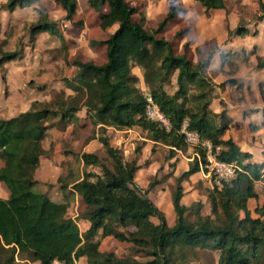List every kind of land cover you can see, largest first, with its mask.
Here are the masks:
<instances>
[{
  "label": "trees",
  "instance_id": "1",
  "mask_svg": "<svg viewBox=\"0 0 264 264\" xmlns=\"http://www.w3.org/2000/svg\"><path fill=\"white\" fill-rule=\"evenodd\" d=\"M54 1L65 10V18L73 22L77 0ZM130 1L89 0L97 11L108 6L106 12H101V27L117 25V28L100 41L107 47L106 62L74 61L76 74L64 78L74 92L72 95L50 102L34 100L28 110L0 119V159L4 161L0 166V183L8 191L7 197H0V264H16L18 258L23 264H53L56 259L66 264H76L82 259L87 264H180L196 248L218 251V264H264V200L254 211L249 208L250 200L259 199L256 187L264 181V161H251V152L242 150L232 137L224 138L233 119L227 109L220 113L210 109L212 95L206 90L204 73L211 64V55L194 63L186 51L176 53L172 40L158 36L181 12L178 0H172L165 18L151 30L134 19L139 10ZM196 1L202 4L208 17L211 10L229 12L227 0ZM37 2L7 0L3 7L13 12ZM259 6L263 13L259 20H262V0ZM28 29L34 39L37 34L47 32L65 41L57 22L44 9H40L39 19ZM235 33L244 35L248 29L237 27ZM181 34L183 31L177 36ZM21 56L22 49H0V66ZM225 60L222 66L228 62ZM132 62L144 68L145 81L151 89L149 94L138 86L140 77L133 71ZM174 74L177 89L171 94L164 85ZM2 79L6 82L5 74ZM192 84L199 87L198 93L191 92ZM229 84L236 86L238 82L231 76L224 82L226 86ZM39 89H45L44 85ZM149 97L169 120L170 130L148 116ZM83 109L85 118L101 128L99 141L109 159L87 150L77 155L85 167L82 173L70 169L55 184L50 183L46 191L33 190L36 185H42L35 177L41 157L51 156L42 146L48 130L65 129L68 122L81 119L79 112ZM249 125L254 132L264 128V110L262 122ZM108 127L139 128L156 144L168 146L172 156L192 149L189 167L176 177L172 191L174 225H169L165 212L148 197V191L157 181L149 182L144 193L139 190L136 177L143 166L137 159L126 160L123 150L111 144L105 135ZM184 127L199 134L197 144L187 141ZM206 141L219 161L234 166L232 179H220L206 166L209 152ZM201 171L213 181L208 214L202 213V202L191 206L183 202L184 182ZM53 186L56 193L51 189ZM73 193L86 206L85 214L80 217L89 223L86 238L75 218L68 215ZM57 194H61L60 199ZM118 227H134V230L127 234ZM108 236L131 243V255L119 257L115 252H102L101 238Z\"/></svg>",
  "mask_w": 264,
  "mask_h": 264
},
{
  "label": "rangeland",
  "instance_id": "2",
  "mask_svg": "<svg viewBox=\"0 0 264 264\" xmlns=\"http://www.w3.org/2000/svg\"><path fill=\"white\" fill-rule=\"evenodd\" d=\"M6 1L0 0V49H22V56L0 66V119H8L28 110L34 100L50 102L60 99V96L72 95L74 92L67 87L64 78L76 74L78 68L74 61H93L97 64L106 62L107 47L100 41L106 40L117 28L114 25L103 29L100 15L102 11L108 10V6L97 11L91 7L89 0H77L78 9L73 22L65 18V10L54 0H38L31 6L13 12L3 7ZM172 2L130 1L139 10L134 19L149 30L158 27ZM183 2L185 9L174 20L169 21L158 36L172 40L176 53L186 51L194 63L211 55V64L204 73L208 83L206 90L212 95L210 109L215 113L227 109L234 117L224 138L233 137L244 149L251 151L258 161L264 160V129L256 133L249 126L252 121L262 122L264 110V19L259 20V15H263L259 0H227L229 12L213 10L210 17L206 16L200 2ZM40 9L47 11L50 19L57 22L65 41L56 34L47 32L37 34L35 39L30 36L29 25L39 19ZM237 27L248 29V33L237 35ZM179 31H183V34L177 36ZM225 59L228 62L222 66ZM132 65L133 71L140 77L138 86L143 93L149 94L151 89L145 81L144 68L134 63ZM4 74L6 82L2 79ZM231 76L238 84L224 85ZM176 82L174 74L170 82L164 85L169 93L176 91ZM36 85H44L45 89L40 90ZM191 87L194 94L200 91L196 84ZM79 115L81 119L68 122L65 129L55 127L48 130L42 146L51 156L41 157L35 177L42 185H36L33 190L46 191L50 183L55 184L56 179L67 175L70 169H75L78 174L82 173L85 167L77 155L87 150L97 153L105 160L109 159L99 141L101 128L94 125L88 117L85 118V109ZM105 135L110 138L114 147L123 150L126 160L137 159L143 166L136 177L142 193L148 189L149 182L153 179L157 181L156 186L148 191V197L165 212L169 225H174L176 213L172 204V191L176 186V177L189 167L192 149L172 156L168 146L156 144L139 128L117 130L108 127ZM3 164L4 161L0 159V166ZM93 169L101 172L98 168ZM212 185V177L204 171L193 175L189 181L184 182L183 202L190 206L202 202V213L208 214L211 211L209 192ZM256 188L259 199L250 200L249 208L252 211L264 200V181L258 182ZM51 189H55L56 193V187ZM73 194V205L68 215L75 218L86 238L89 223L80 219L85 214L86 206L79 195ZM7 196V189L0 183V197ZM56 196L61 198V194ZM253 215L256 216L255 212ZM189 217L195 218L193 214H189ZM118 229L128 234L134 227ZM131 247V243L122 242L113 236L101 238L100 250L105 253L115 252L119 257H126L131 255ZM218 259V251L196 248L190 250L180 264H218ZM18 261L16 264H23L21 258ZM76 264L87 262L82 259L77 260Z\"/></svg>",
  "mask_w": 264,
  "mask_h": 264
},
{
  "label": "built area",
  "instance_id": "3",
  "mask_svg": "<svg viewBox=\"0 0 264 264\" xmlns=\"http://www.w3.org/2000/svg\"><path fill=\"white\" fill-rule=\"evenodd\" d=\"M150 104L148 105L147 114L151 119L159 121L167 130H170L171 124L169 120L165 117V115L161 112L159 107L152 101V98H148ZM184 134L186 135L187 141L191 144H197L199 142V134L196 131L186 130L184 127L183 130ZM206 146L209 148L207 164L206 166L214 172L220 179H232L235 176V168L232 164L225 163L219 161L215 155L212 154L211 144L206 141ZM53 264H66L58 259L54 260Z\"/></svg>",
  "mask_w": 264,
  "mask_h": 264
},
{
  "label": "crops",
  "instance_id": "4",
  "mask_svg": "<svg viewBox=\"0 0 264 264\" xmlns=\"http://www.w3.org/2000/svg\"><path fill=\"white\" fill-rule=\"evenodd\" d=\"M178 2H179V5L182 7V10H181V12H182L183 9H185V8H184V7H185V4H184L183 0H178ZM188 2H191V0H188ZM172 3H173V2H172ZM212 11H213V10H211V12H212ZM168 12H169V11H168ZM181 12H180V13H181ZM177 16H178V15H177ZM177 16H176V17H177ZM176 17H175V18H176ZM175 18H174V19H175ZM174 19H173V20H174ZM171 21H172V20H171ZM230 116H231V115H230ZM231 117H232V119L234 120V117H233V116H231ZM245 117L247 118L248 116H245ZM252 122H253V121H252ZM250 123H251V122H250ZM250 123H249V124H250ZM249 126H250V125H249ZM230 127H231V126H230ZM230 127H229V129H230ZM229 129H228L226 132H228ZM262 129H264V128H262ZM260 130H261V129H260ZM260 130H258V132H259ZM256 133H257V131H256ZM225 135H226V133H225ZM229 137H231V136H229ZM229 137H227V138H229ZM225 138H226V137H225ZM232 138H233V137H232ZM233 139H234V138H233ZM234 140H235V139H234ZM235 141L241 146L242 150H244V151H249L248 149H244L243 146L240 144L239 141H237V140H235ZM249 152H251V151H249ZM251 153H252V152H251ZM252 154H253V153H252ZM263 156H264V155H263ZM255 157H256V156L253 155V158H252L251 161H257V162H262V161H264L263 159H261L260 161H258V160H257V157H256V159H255ZM205 173H206V172H205ZM206 174H207V173H206ZM207 175H209V174H207Z\"/></svg>",
  "mask_w": 264,
  "mask_h": 264
}]
</instances>
